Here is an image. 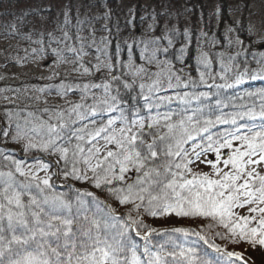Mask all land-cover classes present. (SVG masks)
Listing matches in <instances>:
<instances>
[{
  "label": "snow or ice",
  "instance_id": "obj_1",
  "mask_svg": "<svg viewBox=\"0 0 264 264\" xmlns=\"http://www.w3.org/2000/svg\"><path fill=\"white\" fill-rule=\"evenodd\" d=\"M42 11L43 7L38 3L28 14L39 15ZM68 11L66 7V22ZM109 16L110 12H105L102 18L107 20ZM159 26V20L153 13L152 23L146 30L147 34L133 38V44L142 50L140 59L144 63L136 64L129 55L127 63L121 64V76L126 69L130 80L123 81L121 76L115 74L113 55L109 54L112 34L107 25L104 26V30L109 35L100 37L98 44L95 30L92 32L91 43L96 46L98 52H103L107 61L102 65L97 64L94 68L85 67L83 64L82 57L86 54L85 38L79 33L76 36L77 43H73L67 32L62 37L48 33L47 39L43 33H39L35 41L32 40L31 30L25 33L26 40L39 46L33 49V54L38 55L40 59L52 55L56 57L54 63H69L65 58L67 51L78 58L71 61L79 65L75 70L82 69L83 74H88L91 71L99 72L103 68L111 75L107 83L84 85L85 91L89 87H96L102 88L105 93L102 99L89 106L86 111L83 104H75L68 110L67 115L63 111H57L47 121L25 120L24 124L17 123L12 139L17 143L26 141L23 145L25 151L35 149L47 153L51 150L52 154H59L65 169H68L64 172L66 179L71 176L75 180L90 181L98 189L107 186V191L119 203H131L137 212L144 207L147 214L153 217L175 213L178 217L207 218L214 221L217 226L227 229L234 237H240L252 245L264 246V175L257 171V166L264 163V126L261 131L251 135H238L239 128L236 132L228 134L233 140L241 141L244 149L235 148L223 160L225 167L230 166L229 171H223L218 167L221 161L220 149L232 147V141L227 138L214 146L212 137L209 136L207 147L194 146L192 148L194 159H190V153L184 148L188 141L194 140L195 135L200 132H207L209 125L236 124L237 116L230 119L218 117L216 121L205 120L204 126L197 128L196 124L199 121L193 122L194 115L189 116L187 120H180L177 124L171 122V115L158 111L161 103L171 102L173 99L171 96H159L160 91L165 87L171 89L182 84L184 87L188 86L181 75L183 69L176 68L168 59L159 58L160 55H167L175 46L174 37L180 29L175 25L169 27L165 23L161 35H152ZM12 27L16 29V25ZM184 35L188 37L187 30ZM190 43L188 40L177 50L176 59L180 63H183ZM243 43L237 40V44L242 46ZM261 43H264V38ZM52 44L56 47H51ZM116 47L119 49L120 44ZM196 59L205 69L200 72V81L206 83L205 75L211 66V58L207 52L199 50ZM257 64L259 67L255 71L247 68L236 71L232 83H227L226 76H220V79L226 82L216 87L233 88L244 83L246 78L264 80V57H261ZM153 65L156 71L151 70L150 66ZM208 75L210 79H215ZM145 80L149 82L145 83ZM112 82L122 83L127 92L138 88V96L144 101L142 107L147 109L148 115L141 116L139 110L134 117L126 115L120 107L123 103L120 89L113 88ZM60 87L64 94L70 88L64 84ZM113 92L115 94H112ZM260 95L264 96V93ZM199 98L190 97L188 94L178 97L183 103ZM105 111L109 113L119 111L120 115L109 118L106 124L95 128H89L83 123L90 115L95 116L98 112ZM153 112L155 114H152ZM243 116L253 120L257 116L264 119V106L259 113L249 111L240 115V118ZM77 124L80 126L73 127ZM164 129L166 131H163ZM251 131L249 129V132ZM3 136L8 137L9 132L4 131ZM99 140H103L102 145L99 144ZM65 144L68 146H64ZM198 147L201 151H196ZM208 151L216 153L215 163L211 160L204 161L214 169L218 177L215 179L208 173L193 172L190 167ZM13 163L14 171L0 172V264H213L206 258V254L200 255L196 248L184 247L174 241L171 242L170 249L159 245L153 250L149 238L157 229L151 228L142 219H133L131 214L128 215L129 222L123 223L117 233L111 234L105 231L109 227L106 222L81 211L85 205L82 197L78 198L76 212L73 211L72 202L61 196L44 195L38 198L32 194V188L35 187L41 193L50 191L51 177L46 175L41 179L31 169L25 171L20 163L15 161ZM78 165H83L84 168ZM48 168V164L40 163V171L47 173ZM89 171L92 173L91 176L87 174ZM129 171L139 174L135 186L128 185L126 189L112 186L114 181H124L125 174ZM16 173L26 179L17 181ZM82 195L94 194L84 192ZM137 201L140 203H136ZM245 206H250L248 208L250 215H237L234 211ZM253 221L256 226L250 227ZM211 227L209 224V230ZM139 228L146 230L143 235ZM133 231L146 242L142 252L138 251L129 235ZM170 231L185 236H198L217 253H222L226 258L223 264H232L233 257L243 259L241 254L222 249L220 245L198 231L187 228H172ZM216 235L221 239L226 238L221 233ZM216 264L221 262L216 261Z\"/></svg>",
  "mask_w": 264,
  "mask_h": 264
},
{
  "label": "trees",
  "instance_id": "obj_2",
  "mask_svg": "<svg viewBox=\"0 0 264 264\" xmlns=\"http://www.w3.org/2000/svg\"><path fill=\"white\" fill-rule=\"evenodd\" d=\"M23 1V2H22ZM32 1L41 3L44 7L47 0H10L9 4L14 7L26 6L25 10L4 12L6 18L0 16V23L6 24V27L10 28L9 31H5L7 35H12V39L19 41L20 47L17 55V60L26 61L25 58L30 60H48L55 61L56 57L48 55L45 59H40L38 55L33 54V49L39 46L24 38V34L32 31V40L35 41L38 38L39 33L44 34V38L47 39V34L52 33L55 36L62 37L65 32L72 37L73 43H77L76 36L79 33L84 37V52L86 53L82 57V61L85 67L93 68L90 60L101 61L107 63L103 52H98L96 46L92 42V32L95 30V37L97 44L99 38L108 36L109 33L104 30V26L107 25L111 31L112 45L109 48V54L113 55V63L115 64V74L121 76V64H126L129 55L133 57L136 64H143L144 61L140 59L141 48L133 44V38H138L142 34H147L146 30L148 25L152 23V14L155 13L159 20V27H157L155 33L152 35H161V30L165 23L169 27L172 25L177 26L180 31L174 37L176 43L175 46L170 49L167 55H160V59L170 60L176 68L183 69L181 73L184 78V83L188 86L184 87L183 84L179 87L164 90L158 93L159 96H171L183 93L188 94L190 97H200L199 99H191L189 103L175 104V101L164 102L160 104L158 111L161 114H169L172 116V123H177L180 120H187L189 116L194 115L195 121H199L196 124L197 128L204 126L205 120L216 121L218 117L223 119H230L233 116H239L244 114L242 112L254 111L259 113L262 106H264V96L260 93H264V80L260 79L255 83L243 86H235L233 88H218L216 85L224 84L226 81L220 79V76L227 77V83H232L234 73L238 70L251 69L257 70L259 65L257 61L264 57V43L257 44L254 35L249 30V23L243 17L239 22H234L233 18L228 14L226 7L214 10L213 7L206 2V0H135L136 5L130 12L121 11L118 7L121 0H107L100 4V1L95 0L88 3L89 0H67L64 3L59 0L60 5L64 3L62 8L56 6H46L39 15L31 14L29 11L37 7L38 3L31 4ZM58 1V0H57ZM21 3V4H20ZM59 5V6H60ZM68 8L67 22L65 16V8ZM110 12V16L107 20L103 19V13ZM36 19L38 24L29 25L28 21ZM16 25V29L12 27ZM18 29V31H17ZM188 32L186 38L184 33ZM191 43L186 49V54L183 58V63H180L177 59V50L184 46L187 41ZM237 40L243 41V45L237 44ZM120 44V48L117 49L116 45ZM263 47H259V46ZM165 46L166 42H165ZM51 47H56L52 44ZM63 47V46H61ZM102 47V45H101ZM199 50L207 52L211 58V66L207 69V73L215 77L210 79L209 75H205L206 83L200 81V72L205 69L197 63V55ZM99 57V59H97ZM232 57V59H229ZM65 58L71 62L78 58L72 53L65 51ZM75 66H79L74 63ZM223 64V70H222ZM152 71H156L155 66H150ZM124 75L121 76V81L129 79L127 70L124 69ZM110 73L107 69H103L100 72L91 71L88 74L81 73L80 76L75 73L64 74L63 77L57 80H43L36 76H25L22 79L14 82L13 85H7L0 82V95L4 94L7 97H14V101L9 99L0 102V172H7L15 169V162H18L26 169L31 164L44 163L48 164V171L53 174L50 180L52 189L46 190L44 193L39 192L35 187L32 188V194L38 198H42L44 195L49 196H61L66 200H69L73 204V211H77L78 198H83L85 201L82 212H86L89 216L95 215L98 219L106 222L109 226L105 231L115 234L120 230L123 223L129 222L128 215L131 214L133 219H142L143 222L149 225L151 228L153 222L164 223L169 219L178 221V225L173 227L154 228L157 229L156 233L149 238L150 246L153 250H156L159 245H164L166 249L171 248V242H175L184 247L196 248L200 255L211 260L213 264L216 261H220L223 264L226 259L222 253H217L213 248L205 244L196 235L185 236L181 233H174L170 230L172 228H187L200 232L202 235L208 237V239L228 252L242 253L254 249L259 244L252 245L240 237L232 236L229 231L222 226L207 218L203 217H178L175 213L171 215H157L153 217L148 215L145 208L141 207L139 212L134 210L131 203L121 204L119 201L107 191V186L100 189L94 187L90 181H79L69 176L67 179L64 176L65 169L64 162L60 158L59 154H52L51 150L47 153L39 150L25 151L23 158L15 156L11 150L4 145L12 141V137L15 134L16 124H24L25 120L29 121H47L50 117L54 116L57 111H63L67 115L70 107H59L48 101L50 97H66L77 101L79 104H83L86 111L89 106L97 103L99 99H102L105 95L102 88L89 87L86 91L84 85H100L109 82ZM248 80H251L248 78ZM145 83L149 82L147 80ZM113 83V88L119 87L120 96L123 103L120 107L124 110L126 115L132 117L135 116L137 110H139L141 116H147L148 111L142 107L144 101L138 96L139 89L136 88L132 92H127L121 84ZM175 83V81H173ZM61 84L70 86L66 94L61 90ZM4 90V91H3ZM9 91V92H7ZM167 91V93L162 94ZM5 92L7 94L5 95ZM112 94H115L114 92ZM94 97L96 99H94ZM48 109V111H45ZM29 113L32 115L30 116ZM152 114H155L153 112ZM120 112H98L95 116H89L83 123L87 124L89 128H95L106 124L109 118L117 117ZM107 116V117H105ZM259 116H257L258 118ZM55 123V121H52ZM80 125H74L73 127H79ZM264 126V119L253 120L250 117L246 118L242 122L237 124L232 123H215L208 126L207 132H200L195 135L194 140L188 141L184 148L190 153V159L192 155V148L196 145H200L204 148L208 145V137H212L214 146H217V142L222 143L227 138L232 141L231 148H221L220 157L223 161L226 159V153L229 155L235 148H241L242 143L239 140H233L228 134L236 132L239 128L238 135H251L256 131H261ZM249 129L252 131L249 132ZM8 131L9 136L4 137L3 132ZM163 131H166L164 129ZM73 138V143H75ZM99 144H103V140H99ZM64 146H68L65 144ZM111 147V146H110ZM103 151V149H102ZM196 151H201V148H196ZM207 155V156H206ZM204 157L208 155L216 158V153L208 151ZM50 158H47V157ZM7 157V158H6ZM179 159V158H177ZM59 161V163H57ZM80 168H84L83 165H78ZM193 172H201L198 162L190 165ZM70 168V165H69ZM230 170V166L228 168ZM223 171H227L224 169ZM131 173L135 174V177H131ZM206 173V172H205ZM61 179L65 182H60ZM89 176L92 173H87ZM138 173L129 171L125 174L124 181H114L113 187L125 188L128 185L135 186ZM210 175V174H209ZM17 181L25 180V177H21L19 173H16ZM84 192H91L93 196H83ZM27 200V197H25ZM136 203H140L137 201ZM236 208L234 211L237 215L243 211L244 216L250 215L248 208ZM114 210V212L112 211ZM211 224V230L208 225ZM250 227H255L256 223L253 221ZM141 235L146 231L144 228H139ZM216 233H221L226 238L221 239ZM131 239L135 242L138 251L142 252L143 246L146 243L141 237L135 235V232L129 233ZM233 241H236L235 243ZM15 247V246H14ZM232 264H243L241 261L232 258Z\"/></svg>",
  "mask_w": 264,
  "mask_h": 264
},
{
  "label": "rangeland",
  "instance_id": "obj_3",
  "mask_svg": "<svg viewBox=\"0 0 264 264\" xmlns=\"http://www.w3.org/2000/svg\"><path fill=\"white\" fill-rule=\"evenodd\" d=\"M64 3H66L67 0H62ZM95 0H89L88 3H91ZM100 1V0H98ZM107 0H101L100 4H103V2H106ZM146 1V0H142ZM10 0H0V16H3L6 18V14H2L4 12H13V11H22L26 9V6H18L14 7L11 5H4L9 4ZM23 2V1H22ZM62 2V5H60L59 0H47L44 7L46 6H56L58 8H62L64 3ZM213 9L219 10V8L226 7L228 14L233 18L234 22H239L243 17L248 21L249 23V30L254 35V38L257 42V44H263L261 43L262 38H264V0H206ZM38 3L37 1H32L33 4ZM21 4V3H20ZM60 5V6H59ZM104 5V4H103ZM136 5L135 0H121L119 2V9L121 11L130 12L134 9ZM43 7V8H44ZM29 25L32 26L33 24H38L36 19H31L28 21ZM7 24V23H6ZM6 24L0 23V82L7 85H13L14 82L22 79L25 76H36L39 78H42L43 80H57L64 76V74L67 73H75L76 75L80 76L82 73L81 70H75L78 69L79 66H75L74 63H54L53 61L48 60H39V59H33L29 61V58H25L26 61L23 60H17V55H20L18 53L20 43L19 41L12 39V35H7L5 31L10 32V28L6 27ZM259 46V45H258ZM261 47V46H259ZM263 48V47H261ZM92 64V67L94 68L97 64H104L101 61L97 60H90L89 61ZM103 70V68H102ZM101 70V71H102ZM100 72V71H99ZM63 75V76H62ZM260 79H251L248 80V78L245 79V82L237 85V86H243V85H249L251 83H255L259 81ZM4 91V90H3ZM9 92V91H7ZM5 92V95L7 94ZM184 94H176L173 96V101H175V104H183V102L178 99L179 96H183ZM11 100L14 101V97L9 98L4 96V94L0 95V102H3L5 100ZM48 101L52 104H55L59 107H70L75 104H79L77 101L64 98V97H50L48 98ZM242 112V113H246ZM241 115V114H240ZM240 115L237 116V123L242 122L248 116H243V118H240ZM260 119V117L256 118ZM255 119V120H256ZM236 123V124H237ZM227 124V123H226ZM24 143L26 141H21L19 143L15 142L13 139L10 143H6L4 146L11 150V152L18 157L23 158L24 154ZM229 154H226V157ZM207 156V155H206ZM205 156V157H206ZM201 157L198 162L199 169L202 173H208L212 178H218L215 175L214 169L211 165L205 163L204 161L211 160L215 163L216 158H213L212 156H209L207 158ZM47 158H50L49 156ZM191 159H194V155L191 157ZM218 167H220L222 170L227 169L229 167H225L223 164V161L221 160L218 164ZM40 164H31L29 165L25 171H28L31 169L32 171L36 172V174L42 179L43 177L50 176L53 177V174L49 171L44 172L40 171ZM257 171L260 172L261 175H264V163L257 166ZM55 176L59 177L60 182H65L64 178L63 180L61 177L57 174ZM244 212L242 211L240 215L244 216ZM178 225V221H175L173 219H169L164 223L161 222H153L152 227L153 228H163V227H173ZM242 256V262L245 264H264V246H258L254 249H251L249 251H244L242 253H239Z\"/></svg>",
  "mask_w": 264,
  "mask_h": 264
}]
</instances>
